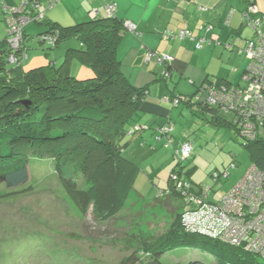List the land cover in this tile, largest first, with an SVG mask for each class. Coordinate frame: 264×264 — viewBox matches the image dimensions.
<instances>
[{
    "label": "trees",
    "instance_id": "obj_1",
    "mask_svg": "<svg viewBox=\"0 0 264 264\" xmlns=\"http://www.w3.org/2000/svg\"><path fill=\"white\" fill-rule=\"evenodd\" d=\"M241 1L245 3L242 9L243 25L249 27L244 14L250 4L256 5V0ZM233 11L230 10L226 24L230 23ZM117 13L108 16L106 12L104 17L74 25H60L46 19L45 14L43 18L31 22L47 26L37 39L48 41L49 37H53L52 43L47 42L51 47L65 41H80V47L68 48L61 65L55 62L41 63L24 70L25 35L15 62L10 61L15 51L9 45L7 35L0 42V183H5L9 189L21 187L29 182L28 165L33 158L53 156L58 176L71 191L82 212L95 204L97 218L104 221L117 215L124 198L134 188L139 167L124 155V150L145 129L142 118L146 115L141 108L150 95L149 83L135 85L120 68L118 44L127 30L126 19L120 18ZM251 16L263 19L264 13L259 11ZM262 28L264 31V25ZM253 32L251 38L244 39L243 53L247 40L255 34L254 29ZM132 34L139 35L137 25ZM76 57L82 61V65L90 67L94 75L76 78L69 64ZM161 65L163 69L159 77L170 78L172 68L168 66L169 63ZM205 78L193 95H165L168 101L164 100L173 103L174 107L185 104L194 115L204 116L207 121L216 124L228 125L218 113L225 110L220 104H209L206 101L207 93L210 87L225 85L230 88L241 84H234L223 76ZM229 113L234 115L231 130L237 138L240 136L243 139L244 147L251 152L253 164L264 170V139L249 140L243 136L241 119L234 112ZM167 125L173 126L174 123L170 120L168 124L158 125L157 137L163 136L160 129ZM151 128H154L153 125ZM173 131L164 136L172 139ZM92 165L95 169L93 179H89L91 185L86 189L80 188L78 173L91 169ZM191 188L194 191L193 185ZM172 192L181 196L169 179L168 188L161 190L157 198L166 197ZM41 245L27 241L22 251L16 254L17 260L11 264H41L38 262L40 259H44L45 264H75L73 259L82 261L75 256V251L65 254L54 248L44 249ZM139 246L124 256L119 264H178L163 261L164 255L173 254L178 248L207 252L216 257L212 264H264L261 257L244 245H233L202 232L188 231L181 220V212L164 232L152 240H140ZM2 264H10L9 258H5ZM184 264L209 263L203 259H193Z\"/></svg>",
    "mask_w": 264,
    "mask_h": 264
},
{
    "label": "rangeland",
    "instance_id": "obj_2",
    "mask_svg": "<svg viewBox=\"0 0 264 264\" xmlns=\"http://www.w3.org/2000/svg\"><path fill=\"white\" fill-rule=\"evenodd\" d=\"M259 3L264 5V0H259ZM249 33L252 34V30ZM34 36L28 37L26 42L24 70L34 64H63L67 47L64 51L60 48L65 43L76 42L65 41L51 47L46 40L41 41ZM217 46H213L209 53H200L202 50L190 46L184 54V72L175 71L171 78L159 77L163 68L159 66L158 57L145 61V55L138 59L126 50L120 52V57L124 59L120 68L134 83L140 86L149 83L150 96L164 103L160 98H165V94L193 95L206 76H223L235 83L241 82L242 72L249 66L250 59H246L245 53L236 59L231 52L233 50ZM72 60L69 62L70 69L76 78L94 75V71L82 65L78 57ZM138 61L143 67L139 75L138 70L133 68ZM144 103H148L146 107L154 105L149 101ZM169 104L172 105L171 122L174 123L172 140L164 135L157 137V125L164 124L167 117L158 114L161 117L149 119L143 116V133L124 150V155L138 165L139 172L134 188L124 198L113 218L106 221L98 219L95 204L82 212L73 194L58 176L53 156L33 158L28 165L29 182L21 187L9 189L5 183H0V264L5 258H9L10 264L16 261V254L22 251L27 241L65 254L75 251V256L82 260L73 259L75 264H82L83 261V264H119L124 256L140 247V240L154 239L183 211L185 203L182 195L172 192L166 197L157 198L161 190L168 188L172 172L183 180H189L195 192H199L200 188L211 189V200L220 198L225 191L230 190L253 164L251 152L244 147L243 139L240 136L237 138L230 128L234 115L220 110L219 117L228 124L221 125L207 121L204 116L192 114L185 104L178 107ZM151 107V110L156 111ZM187 139L193 143L194 151L186 160H182L177 149ZM91 159L95 162L94 157ZM94 169L92 165L91 169L78 173L80 188L86 189L91 185L89 179H93ZM225 170L228 176H222L219 182H215L212 175ZM193 259H203L212 264L216 257L194 248H178L173 254L163 256L165 263L184 264ZM43 260L38 262L45 264Z\"/></svg>",
    "mask_w": 264,
    "mask_h": 264
},
{
    "label": "built area",
    "instance_id": "obj_3",
    "mask_svg": "<svg viewBox=\"0 0 264 264\" xmlns=\"http://www.w3.org/2000/svg\"><path fill=\"white\" fill-rule=\"evenodd\" d=\"M59 1L48 0V7L56 5ZM105 1V11L108 16H113L117 12L116 3ZM44 11L45 7L39 0H22L15 6H4L7 39L15 51L10 57L11 62H15L16 56L21 52L27 25L43 18ZM92 12L94 15L98 13L96 10ZM258 12L257 5L250 4L249 10L244 14L248 26L255 30V34L252 39L247 40L244 48L250 63L243 74L242 85L230 88L225 85L210 87L206 98L209 104H220L225 111L234 112L241 119V134L249 140L264 139V16L263 19L251 16ZM124 23L127 31H136L135 22L126 20ZM164 36L169 39L177 35L166 31ZM178 36L196 40L188 29H181ZM52 41L53 37H49L47 42ZM207 42L206 39H198L195 41L196 48L203 49ZM154 56L159 58L160 63L166 64L173 59L171 55L149 50L146 61L152 60ZM164 75L168 76L166 72ZM165 100L168 101V97H165ZM174 102L177 103V99ZM173 128L172 125L164 126L160 129V134L168 136ZM178 148L177 154L181 155L182 160H186L194 151L190 140L181 143ZM246 170L245 175L230 190L225 191L220 198L212 200L211 189L200 188L197 195L190 182L181 179L177 173L172 172L170 180L175 191L185 198L181 220L188 231L202 232L233 245H244L247 250L264 260V170L255 164ZM228 174L227 171L222 174L215 172L212 176L215 182H219L222 175L227 177Z\"/></svg>",
    "mask_w": 264,
    "mask_h": 264
},
{
    "label": "crops",
    "instance_id": "obj_4",
    "mask_svg": "<svg viewBox=\"0 0 264 264\" xmlns=\"http://www.w3.org/2000/svg\"><path fill=\"white\" fill-rule=\"evenodd\" d=\"M20 1L22 0H0V42L3 41L7 35L4 6H15ZM47 1L48 0H39V2L45 7V18L50 21H56L60 25H74V23L86 22L92 18L104 17L106 15L105 0H60L56 5L50 8L48 7ZM111 1L117 5L118 16L131 22H135L137 25V31L139 32V35L132 34L129 31L123 33L124 35L118 44L119 47L117 50V57L121 63H123L124 60L120 57L121 51L126 50L128 53H133L138 59H141V56L145 55V61L148 50L159 51L168 54L169 56H173V59L168 65L172 68V73L169 76L170 78L175 71L182 72L183 70L184 72V54L189 50L190 46H194V48L197 49L195 41L198 39L208 40L204 48L200 49L202 50L200 53H209L213 46L218 45L217 47L219 48L220 45L224 49L233 50L231 52L236 59H239L242 55L241 53H243L242 48L245 45L244 39L251 38L254 33L253 29L243 25L242 9L245 8V3L241 0ZM255 4L259 8V11L264 13V5H260L259 0H256ZM231 9H234L231 20L230 23L226 24L227 16ZM94 10L98 12L96 15L92 12ZM46 28L47 26L40 23L28 24L25 30V45L28 37H35L34 35L38 36L40 32H43ZM181 29H188L191 31L196 40H192L191 38H180L178 34ZM249 30L250 32L252 30V34L249 33ZM166 31L174 32L177 36L168 39L164 36V32ZM74 42L75 43H65L64 47L60 48L61 51H64V48L66 47L68 50V48L81 46L79 40L75 39ZM77 43H79V45H75ZM228 43H232V46H229ZM217 47L214 48L215 51L217 50ZM246 59H249L247 55ZM159 66L162 68L161 63ZM133 68L138 70L137 73L139 75L141 74L143 67L138 61ZM245 69L242 72L240 83L243 82ZM233 83L240 84L235 83L234 81ZM134 84L136 85L137 83ZM150 95L146 102L149 101L150 103H153L151 101H154L153 107H150L156 111L151 110L150 107H146L148 103H143L144 105L141 108L143 109L142 112L149 119L161 115L167 117L165 123L170 121L173 116L171 114V104L167 103L162 97L160 100L164 103H160L159 99H156L157 97L153 98Z\"/></svg>",
    "mask_w": 264,
    "mask_h": 264
}]
</instances>
